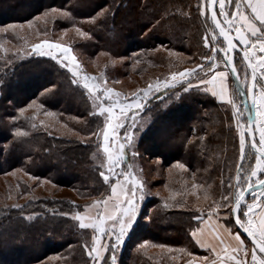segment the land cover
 <instances>
[{
  "label": "trees",
  "instance_id": "1",
  "mask_svg": "<svg viewBox=\"0 0 264 264\" xmlns=\"http://www.w3.org/2000/svg\"><path fill=\"white\" fill-rule=\"evenodd\" d=\"M196 2L0 0V28L12 23L27 24L28 21L36 20V17H43L46 11L57 8L70 11L75 20L50 18L47 23H43V27L36 23L41 33L45 34V29L46 33L68 31L81 26V23L87 30L92 28L87 20L101 7H110L114 16L93 28L91 39L74 41L73 48L78 58L90 63L102 61L103 58L112 59L116 61L113 70L116 74L131 75L135 70L138 75L145 74V78H149L152 73L151 80H162L170 67L179 69L180 62L177 61L179 57L173 59V55L168 56L165 51L186 55L188 62L193 63L209 52L203 44V17H197L194 8L191 18L182 14L188 10L183 7L185 4L195 5ZM165 8L170 15L160 27L149 32ZM12 32H0L1 42L4 37L12 40ZM162 48L163 51L159 50ZM21 50L30 51L22 44L15 49L0 50V175L20 168L34 176L49 179L60 187L71 189L79 201H75L72 196L53 197L48 193L31 191L24 201L0 204V264H90L91 260L82 245L86 238L84 234H90L91 230L79 229L78 222L71 215L64 216L61 213L83 211L84 205L92 203L101 193L107 194V186H101L98 161L93 158L96 152L95 137L89 135L96 130L98 123L102 126V118L97 120L94 115H90L93 112L91 101L82 85L71 83L68 69L46 58L17 56L16 52ZM137 59L140 63L133 70ZM53 85L55 94L48 96L44 103L45 108L54 115L45 117L43 110L37 112L29 109L26 115L35 113L33 122L38 126L32 130L29 122L20 117L19 108L26 107L32 99L40 100V93ZM168 101L167 95L153 107L154 111L149 116L154 120L157 116L161 119L155 120L149 139L160 141L167 136L170 143L163 149V157L154 155L158 150L154 144L149 151H145L143 145L140 146L138 175L143 172L142 175L149 178L160 173V178L167 182L168 190L176 189L175 177L181 173L171 171V168L177 161L182 162L189 170L186 172L187 178L190 174L195 177L202 189L200 196L204 195L200 200L203 199V204L208 206L225 191L228 177L233 176L235 164L239 162L238 146L234 147V135L227 127L229 112L223 108L224 104L217 102L210 94L195 90L182 93L180 99H173L171 103ZM41 120L45 122L44 125L40 124ZM15 127L30 132V136L24 138L27 144H20L14 137ZM48 132L52 135H48ZM156 158L161 163L150 162ZM132 163L136 164L135 161ZM166 170L175 176L172 180V176L170 180L163 177ZM205 196L209 198L206 200ZM179 198H153L148 205L153 207L149 221L143 223L139 220L138 246L143 241H149L157 250L151 254L157 257L159 264H170V258L175 256L179 248L188 247L198 254L197 246L193 247L189 243L190 228L199 223L191 219L193 203ZM72 202L80 207H75ZM13 204L25 207L13 208ZM29 216L32 218L29 219ZM160 244L167 247L161 249L158 247ZM127 252L122 256L130 260L131 264H156L144 249L128 252L129 255Z\"/></svg>",
  "mask_w": 264,
  "mask_h": 264
},
{
  "label": "snow or ice",
  "instance_id": "2",
  "mask_svg": "<svg viewBox=\"0 0 264 264\" xmlns=\"http://www.w3.org/2000/svg\"><path fill=\"white\" fill-rule=\"evenodd\" d=\"M183 7L188 9L182 12L184 16L191 18L194 8L196 16L203 17V44L209 52L203 54L193 67L172 71L163 80L157 79L144 89L137 88L131 93V98L109 87L103 72L99 77L82 74L78 70L80 66L76 63L77 58L72 54V49L64 43L44 39L32 44L30 51L16 52L17 56L46 58L68 69L71 83L82 85L91 101L93 112L90 115H94L97 120L102 118V126L98 123L96 130L89 135L95 137L96 152L93 153V158L98 161L101 186H107V194L101 193L92 203L84 205L83 211L61 213L64 216L71 215L78 222L79 229L91 230L90 234H84L86 238L82 247L92 264H118L117 255L121 246L139 226V202L149 193L132 161L140 155L139 148L142 145L145 151H149L154 144L158 149L154 155H165L163 149L170 143V138L165 136L160 141L149 139L155 120L161 117L157 116L154 120L151 116L141 115L146 110L151 111L146 109L150 94L159 93L162 89L172 90L168 103L173 99H180L182 93L195 90L210 94L227 105L225 111L230 110L231 115L226 117V122L229 131L234 129V147L238 146L239 162L235 164V176L228 177L220 199L213 200L206 209L199 204L192 208L191 219L199 223L190 228L189 243L193 247L199 246L207 250L210 255L196 257L188 247L180 248L178 251L188 257L185 264H264V0H197L195 5L188 3ZM169 15L165 8L149 32L160 27ZM110 16H114L112 8L101 7L87 20L92 28L85 30L81 23L75 31L80 37L91 39L93 28L105 23ZM50 18L75 20L70 11L57 8L46 11L43 17H36L37 20L43 19L45 23ZM27 23L31 28L32 21ZM23 27V23H12L0 28V32L6 33ZM44 31L46 34L47 29ZM238 45L243 46L242 55L241 52H236ZM236 57H239L240 67ZM136 63H140L139 59ZM54 94L55 85L45 88L40 93V100L32 99L26 107L19 108L20 117L29 122L32 130L38 127L33 122L35 113L32 116H27L26 113L29 109L37 112L43 110L45 117H52L54 113L45 108L44 100ZM243 97L251 101V107L247 106ZM40 124L44 125L45 122L41 120ZM48 135L52 133L48 132ZM29 136V131L15 127L14 137L20 144H27L28 141L24 138ZM29 146L31 147L30 144ZM175 168L183 170L186 165L177 161ZM25 175L33 180L40 179L28 171H25ZM233 179L235 183L232 182ZM256 186L261 189L259 203L255 196L252 202L246 203L245 193ZM208 198L205 196L206 200ZM72 203L75 207H80L75 202ZM11 207L22 209L25 205L13 204ZM220 209H226L223 217ZM256 209H259L258 213ZM213 219L215 223H211ZM200 224L205 227H200ZM237 228L251 238L250 248L241 239ZM147 243L148 241H144L140 247L143 248ZM158 247L163 249L167 246L160 244Z\"/></svg>",
  "mask_w": 264,
  "mask_h": 264
},
{
  "label": "rangeland",
  "instance_id": "3",
  "mask_svg": "<svg viewBox=\"0 0 264 264\" xmlns=\"http://www.w3.org/2000/svg\"><path fill=\"white\" fill-rule=\"evenodd\" d=\"M36 23H38L40 27L44 26L43 19L41 20L36 19L32 21L31 28L28 26V23H27V24H24V27L22 29L9 30V31H13L12 33H14L12 37L13 39L8 40L6 39V37H4V41L1 42L2 38L0 37V50H6V49H12V48L15 49L20 44H22L23 46L31 50L32 44L40 43L44 39L64 43L72 49V54L75 55L77 58L76 63L80 66L78 70L81 71L82 74H89L92 76L99 77L100 73L103 72L105 74V82L107 83V85L113 88L115 91L121 92L125 96H128L129 98H131V93L134 92L137 88L144 89L147 87L149 83H154L156 81L155 79L151 80L150 75L152 73L149 75V78L148 77L145 78V74L138 75V71L135 72L134 70L135 67L136 68L138 67V63H136V61L133 64L134 71L131 72V75L128 74L126 76H124V73L116 74L113 71L116 62L112 63L113 61L112 59L106 60V58H103L102 61H98L94 63H90L88 61L86 62L81 61L78 58V55L73 48V43L74 41L76 42L77 40H81L83 38L80 37L76 33L75 29H71L66 32L64 31L60 33L43 34L40 32L39 27H36ZM1 33H5V32H1ZM159 50L163 51V48ZM165 54L168 56L173 55L171 56L173 59L179 57V60L177 61H180V62L178 64L179 69L174 68V67L171 68L170 67L171 64H170L168 66L170 68L168 69L167 72L164 73V75L162 76V80L165 77H168L172 71H182L186 67L194 66L193 62H188L189 59L186 55H182L180 53L172 54V52H166V51H165ZM236 59H237L238 67H240L239 57H236ZM157 71H161V69L160 70L157 69ZM242 71H243V68L241 67V72ZM165 91H168V92H165ZM169 94L170 95L172 94V90L162 89L161 92L159 93H156L154 95L150 94V99L146 102V109H151V111L148 112L146 110L144 113H141V115L145 114V117L151 115L154 111L153 107H155L156 103H160V101L164 97H167V95L170 96ZM157 97H159V99ZM216 101L219 102L218 100ZM219 103H222V102H219ZM227 107L228 106L225 105V107L223 108H227ZM241 107L243 108L244 105L242 104ZM228 112L230 116L231 115L230 110ZM232 133L234 135V129ZM162 135L164 136V134ZM257 138H258V134H257ZM133 161H135L136 163L134 165V168H135L136 173L138 174V157L135 158ZM150 162L153 164L161 163V160L156 158L154 161H150ZM16 170L17 169L0 175V204L11 203L13 201H24L27 198L28 192H31V191H34L40 194L48 193V194L53 195V197L72 196L75 201L77 200L76 195L71 189L60 187L54 182H52L51 180L46 179V178H40L39 180L30 179L28 175H25V170L23 169L21 171H16ZM175 170L181 173L179 177L178 176L175 177L174 175H172L173 173L171 171H175ZM171 171L166 170L164 171L165 175H163L164 173L162 174L164 178H169L167 180H170L171 176H172L171 180L173 179V177L176 178L175 179L176 185H177L176 189H169V190L167 188V182L164 181V179L160 178L161 176L160 173H156L155 175H151L149 178H145L144 175H142L143 172H140L139 176L146 183L147 190L149 193L148 195L145 196V199L143 201L139 202L140 209H141V216L139 220H141V222L147 223L149 221V218H150L149 213L151 212L153 207L148 206V205H150L149 201H151L155 197L168 196V199H174L176 197H180V198H183L184 200L191 201L193 205L199 204V205L204 206L205 209L207 208V206H205L202 202L203 199L200 200V197H204V195L200 196V194L202 193V189L200 188L199 185H197L195 181V177L192 174H190L189 178H187L188 175L186 174V172L189 171L188 168L186 167L185 169L182 170V169L175 168V165H174L171 168ZM174 174L176 173L174 172ZM234 176H235V171L233 173V177ZM45 181H51V182L46 183ZM232 182L235 183L234 179ZM260 192L261 190L252 192L246 199V203L252 202L254 196L255 198L260 197ZM220 212L223 217L224 213L226 212V209H220ZM132 235L133 236L126 239L125 244L121 246L118 252V255H117L118 264H131L130 260H126V257H123L122 255L125 253V251L126 252L128 251L129 253L138 252V249H142V250L144 249V251H146V254H150L151 259L154 258V261L156 262V264H159L158 259H156L157 257L156 256L154 257L151 254V252L157 251V250L156 248L153 247V245L149 241L143 248H141L140 245L144 241L141 242V244L138 246V227L136 228L135 232ZM248 243L251 245L249 241ZM197 250H198V254L206 253V251L200 249L199 246H197ZM194 255L196 256L197 254L194 253ZM175 257L176 259L170 258L171 260L170 264H185V260L188 259V257L184 255L183 253H180L178 249L175 252ZM90 264H92V262Z\"/></svg>",
  "mask_w": 264,
  "mask_h": 264
},
{
  "label": "water",
  "instance_id": "4",
  "mask_svg": "<svg viewBox=\"0 0 264 264\" xmlns=\"http://www.w3.org/2000/svg\"><path fill=\"white\" fill-rule=\"evenodd\" d=\"M238 43V42H237ZM242 45H238V48L236 49V52H241V49H242ZM241 54H242V52H241ZM234 55H235V53H234ZM232 79H235V77H231ZM242 99H244L245 101H246V103H247V106L248 107H251V101L250 100H248L247 99V97H243ZM260 191L261 189L258 187V186H256V187H254L251 191H247L246 193H245V198L247 199L248 198V196L252 193V192H254V191ZM250 242H251V238L250 237H248L247 236V234L246 233H244L243 232V230L242 229H238Z\"/></svg>",
  "mask_w": 264,
  "mask_h": 264
},
{
  "label": "crops",
  "instance_id": "5",
  "mask_svg": "<svg viewBox=\"0 0 264 264\" xmlns=\"http://www.w3.org/2000/svg\"><path fill=\"white\" fill-rule=\"evenodd\" d=\"M259 201H260V197H257L256 198V202L259 203ZM256 211L258 213L259 212V209H256ZM211 223H215V219H213V221ZM199 226L202 227V228L205 227V225H203V224H200ZM209 230H210V227H209ZM236 231H238L241 234V239L245 240L246 246H248L250 248L251 245L248 243L249 240L239 230H236ZM202 250H205V249H202ZM205 251H206L205 254L204 253L203 254H197L196 257H202V256L210 255V253L207 250H205ZM248 260L250 261V256L248 257Z\"/></svg>",
  "mask_w": 264,
  "mask_h": 264
}]
</instances>
